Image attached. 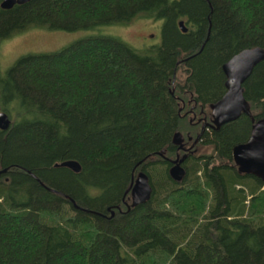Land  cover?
I'll use <instances>...</instances> for the list:
<instances>
[{"label":"trees","instance_id":"16d2710c","mask_svg":"<svg viewBox=\"0 0 264 264\" xmlns=\"http://www.w3.org/2000/svg\"><path fill=\"white\" fill-rule=\"evenodd\" d=\"M136 17L161 21L159 43L136 49L103 30ZM33 29L85 35L0 70V111L11 120L0 129V264H264V183L232 159L251 118L264 117V60L242 85L251 116L208 127L180 182L164 158L174 157V132L200 133L176 106L173 75L188 74V99L191 92L208 121L209 103L226 91L222 64L264 48V0L0 8V45ZM70 159L80 172L54 166ZM140 170L152 193L128 209Z\"/></svg>","mask_w":264,"mask_h":264},{"label":"water","instance_id":"95a60500","mask_svg":"<svg viewBox=\"0 0 264 264\" xmlns=\"http://www.w3.org/2000/svg\"><path fill=\"white\" fill-rule=\"evenodd\" d=\"M31 0H1L0 8L11 9L14 5H21ZM178 26L183 33L187 32V27L183 20L178 21ZM264 60V48L260 46L245 48L225 63L222 64V71L225 75L226 91L223 96L210 104V126L218 129L221 125L236 120L241 114L251 116L250 105L243 94V83L251 75L254 67ZM252 126L249 139L245 143L237 144L232 149V159L237 167V171L242 174H251L259 178L264 183V117L251 118ZM11 125L8 114L0 111V129L7 130ZM205 130L202 126L200 133L196 136L191 146H194ZM191 139V137H188ZM183 136L179 131L174 132L173 144L180 145ZM174 162H177L175 160ZM56 167H67L75 173L80 172L81 166L76 160H64L55 163ZM7 168L0 169V174L5 173ZM171 178L175 182L184 179L185 170L175 164L169 170ZM130 207L145 203L151 196L152 187L147 174L140 170L132 178L128 187Z\"/></svg>","mask_w":264,"mask_h":264},{"label":"rangeland","instance_id":"374dc122","mask_svg":"<svg viewBox=\"0 0 264 264\" xmlns=\"http://www.w3.org/2000/svg\"><path fill=\"white\" fill-rule=\"evenodd\" d=\"M161 21L136 17L124 25L105 27V33L116 35L136 49L160 41ZM85 35L84 31L33 29L6 39L0 45V70L7 69L18 57L30 52H49L60 49ZM179 72L176 80H179ZM210 112V111H209ZM189 144V143H188Z\"/></svg>","mask_w":264,"mask_h":264},{"label":"flooded vegetation","instance_id":"af4514ba","mask_svg":"<svg viewBox=\"0 0 264 264\" xmlns=\"http://www.w3.org/2000/svg\"><path fill=\"white\" fill-rule=\"evenodd\" d=\"M180 61H182V60H180ZM182 69H185V68H182ZM173 76L174 77L171 81V93L174 94L176 97V104H177L176 106L178 107V110L180 112H182L183 115L187 116V120H189L190 123L198 125L199 132L201 131L202 126H205V130H207L208 127H211L209 125L211 122L210 116L208 117V121H207L206 120L207 115L204 114V112L202 110L203 106L193 100L191 92L189 93V99H188V92H189V90H188V74L184 73L183 75H179V77H178L179 80L175 79V77H176L175 75H173ZM212 103H214V102H212ZM210 104L211 103H209V105H208L209 107H210ZM188 105H189V107H188ZM196 108H199V111H197V112H198V114H201V115L196 114V110H197ZM188 113L190 114L189 118H188ZM210 113H211V110H210ZM182 136H183V141L181 143V145H182L181 147H179L180 145L173 144V142H172V144L175 146L174 157L164 156V158L168 161V164H169L168 173H169L170 168L172 166H174L175 164H179L185 170V173H186L185 165H186L187 159H188V152H191V148L193 147L191 145H192L194 139L196 138V136L194 139H192L191 136H188V132H186L185 135L182 134ZM188 137H191V139H188ZM199 141H200V139L198 140V142ZM175 160H177V162H174ZM169 176H170V174H169Z\"/></svg>","mask_w":264,"mask_h":264}]
</instances>
